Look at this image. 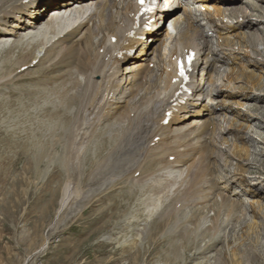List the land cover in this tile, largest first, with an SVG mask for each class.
Masks as SVG:
<instances>
[{
	"label": "bare ground",
	"instance_id": "6f19581e",
	"mask_svg": "<svg viewBox=\"0 0 264 264\" xmlns=\"http://www.w3.org/2000/svg\"><path fill=\"white\" fill-rule=\"evenodd\" d=\"M19 1L21 2L22 0H0V53L1 54L4 52H10L11 53V52L15 51L16 49L18 50L19 48L21 49L20 53H22L20 56H19V54L17 55V56H19V59L17 61L15 60V62L13 61V63L10 62L11 63V65L9 64L10 67L2 72V73L5 72L7 74L6 75L7 79H5L6 82L12 81V83H13V80L16 81L15 79H19V78L24 79L23 77H31L33 73H38L39 76H36L37 78L33 75L37 79L38 83L44 84L45 81H47V82L49 81V83L51 82V83H57V84L62 85L65 88V92L66 91L67 92L73 91L71 93V95H68L70 93H64V95L66 94L69 96L68 97L69 99H67L66 101L64 100L67 103V105H71V103L77 102L76 101L77 96H79L78 90L81 91V89H83V88H88L90 98L92 99L93 104L95 105L94 106L93 104H90V105H93L92 109H90V110H92L93 113L96 112V110H98L100 112V115L102 116V114H101L102 108L99 106L98 100L95 99V96L99 92H103L102 90L105 89V84H104L102 78L100 77L101 71H98L96 69V63L94 62V60L103 55V53H100V49L106 47V45H108L110 43V40L112 38L122 39L123 34L126 32L127 27H128V25L132 19L131 15L133 13V0H102L101 4L96 3V1H98V0H29L30 2H34L33 4L36 5L37 7L38 6H44V5H45V7L40 8L38 11L33 12L32 14L30 13L31 11L30 12H22L23 14H27L28 17H31L32 20L30 22H28L27 20H22L24 18L22 16H19V19L22 21H20L18 19V21H19L18 24L14 22L11 25L12 28L18 27L19 30L8 29L5 27L7 19L10 17L15 18V14L17 13L15 11V9H17V7L20 5L21 6L25 5V4H19ZM88 1H90L89 4L91 3V6H96V10H92L89 8L90 10H88L87 14L85 16L81 17V19H87V20L79 21V22L76 21V13L70 14L69 17H72V23H70L69 25H67L63 29L62 28V27H64V25H63L64 20L63 19H66L64 17L65 14L63 12H67L70 10V8L74 7V8H78V13L84 14L85 10L83 11L82 7L85 6L86 2H88ZM237 1H235V4L237 3ZM242 2H241L242 6H240V5H236L234 7L231 6V8H229V9L222 7L221 10H219L220 12H222V15L224 17H226L228 15L230 17V19H235V21H236L235 24L237 25V29H234L235 24H232L234 22L231 20H229L228 23L221 24V29H222L221 33L215 37L217 39V42H215L214 44L212 42V38H210L208 36L207 31L205 29H203V28L200 29L199 26L191 27L190 21L188 23H186L185 25H179L178 22H175L172 26L173 31L175 32L174 36H172L169 32L168 33L165 32L162 35V37H160V34H159L160 31L159 30L157 32H155L154 34H152V36H150V37L154 41L160 40V42L158 44V49L155 51L156 55L154 54V56L152 57V55L145 52L144 55L137 56L136 57L137 59L132 60L130 62V64H132L131 65V68L133 69L132 71L135 72L134 69H139L142 71H137V72L133 73L126 83H115L113 86L115 98H120V100L118 102L113 103V104L106 105L108 108V115L106 116L105 119L111 118L112 116L114 118V116L117 115L118 118L126 120L127 125H125L124 127L122 126V128H124V129L127 126V128H126L127 134L126 135H129V136H126V137H128L127 138L128 140L125 143L126 145L124 146V147H126L125 148L126 155H128V154H130V156L133 155L130 147H133V148H139L140 147L139 149H142V147L148 146V143L152 141L153 137L159 136L158 143L155 145L154 149H152L153 151H151V153H149L147 151L148 153L144 154L145 159H143V162L141 161L139 166H136V168L133 170L132 173L136 174V175L140 174V173H144V171L146 172L147 169L155 167V166H159V165L162 166L163 168L168 167L171 170L177 169L180 171L178 173H179L180 177H182V180L178 179V181H180V185L177 187V189H179L181 191L182 199L186 202V203L184 202L185 205L192 212L190 215V211H189L190 216H189L188 222L192 225L194 224V226H195V229L188 227L187 232L185 231L186 235L188 233L187 239L189 241L192 240V236H191L192 232L193 231L195 232L197 228H199V229L202 228V226H203V223L201 225V221L203 220L202 218L208 217L209 216L208 214L212 213L211 216L213 218H211L212 220L211 219L209 220L211 222V226L209 228H205L206 226L204 227L205 230H207L208 235L211 236L208 239L214 238L213 236H215V232L217 231V229H219V227H222L224 230V231L223 230L221 231L223 236L220 235V236H222L221 238L219 235H217V236H219V238H220L218 243H220L221 241L223 242L224 241L223 239L225 237H227L226 235H228V233L227 234L225 233V229H228L227 232L234 230L235 227L232 224L233 223L235 224V222H233V221L239 220V219L241 220L242 218L245 219L246 211H245L244 207H251V206H249L250 202H251L250 205H252L251 208H256L255 211H257V212L253 211V212H255V215L258 218L259 217L262 218V220L264 222V196H261L260 192H257L256 194H251V193L243 194V193L237 192V191L234 192V194L228 193L230 191L229 183L230 182L232 183L233 178H236L237 180H239L241 182H245V183L250 180L249 181L250 183H248V182H247L248 184L246 183L247 186H249V185L252 186L256 182H258V181L262 182L264 180V149L253 151L252 149H250V146H249L251 143L250 139L256 143H260V144L264 143V140H263L264 137H262V133H260V132L258 133V130L255 129V126L252 127L253 122L259 121V120L263 121V119H264V107L259 105L260 102H264V73H263V71H264V0H246V3H244L245 1L243 0ZM8 8H10V12L7 11ZM50 10L52 11V16L46 21V23H44L45 25H44V27H42L44 29L41 31V30H39V27H41L42 17H44L46 12H49ZM92 11H94V12H92ZM254 12H255V14H254ZM91 13H92V16H90ZM19 14L20 13H18L16 15L18 16ZM212 17H213V15L209 14V18H212ZM60 20H62V21H60ZM24 22L25 23L27 22V24L31 23L28 26V27H30V30L28 27L23 28L24 24H22V23H24ZM74 25H75V28L73 30L69 31V29ZM59 28L63 29V30H61L59 32V30H60ZM24 31H27V32H24ZM236 31H239V33L234 34V33H236ZM46 33H47V35H45ZM61 34H64V36L61 38H58ZM221 35H223V36H221ZM13 37H15V38H13ZM242 38H244L245 40H242ZM8 39H10V40H8ZM42 44H44V45H42ZM233 45L238 46L236 50H233V48H232ZM45 46H48V47L46 49H44ZM186 48H192L196 51L197 57L199 58V60L197 62L198 65H200L203 68H205L206 65L207 66L210 65L209 68L206 67L208 74L203 76V78H201L200 81H197L194 84V86H193L194 92L197 93L199 88L205 90L206 92H210L212 90H215L214 91L215 96H219L220 98H225V99L229 100V104L231 103V104H234L237 106H241V109H238V110L230 109L227 103L221 102V100H220L215 105H221V106H218L217 108H212L210 110V112H208V114L204 115V119L202 120L201 124L196 127L194 125V122H197V119L190 121V118L196 112L202 113V109H199L196 111L195 109L188 107L186 109V111H187V113H190L189 116L177 118L175 121H173L171 123V125L169 127H161L158 125V122H155L156 104H157L158 100H160L165 95L169 80L174 74L173 57H175L178 54V52H182ZM37 49H41V51H42V54H40L41 55L40 57H38V55H36ZM145 49H146V46H145ZM145 49L143 47V50H145ZM208 49H209V51H207ZM214 51H219L220 52L219 56H212V58L210 56L207 58V55L210 53H213ZM5 54H4V56H5ZM7 55H9V53H7ZM231 56L234 57L235 60L237 61V63H239V64L236 68H233L232 70L230 69V75L227 76L226 73H220V70H218L216 67L219 63H225L226 66H231V64L229 62V58ZM35 59H37L38 61L33 66H30V63ZM11 60H13V58L10 59L9 61H11ZM145 60H146V62H149L150 60H154L156 67L155 68H148V67H144L142 65H139L140 62L145 61ZM250 66H253L255 68L250 69ZM0 67L2 68V66H0ZM257 68H259V70L261 71L260 74L257 73V71H259ZM86 70L89 71L88 74L85 73ZM139 72H141V73H139ZM248 72L253 73V77L251 75H249ZM96 76H98V78H96ZM27 79H29V78H27ZM142 79H145L144 83L142 82ZM211 79H213V80H211ZM221 80L224 82V84L221 85V83H220V85H218L217 82L221 81ZM227 82H229V83L233 82L236 84L235 85H226L225 83H227ZM237 83L240 85H238ZM1 84H3V83H1ZM30 85H27V86H30ZM52 85H54V84H52ZM52 85L50 87H52ZM60 85H58V88L60 87ZM118 85H120L119 88H118ZM241 85H247L245 90L230 92V90H232V91L237 90L239 87H241ZM23 86H25V85H23ZM27 86H25V87H27ZM13 87L14 86H12V88ZM54 87H55V85H54ZM215 87H221L223 90L218 91V90H216ZM34 88H36V87H34ZM44 88H43V90H44ZM225 88H228V89L224 90ZM21 89H22V87H21ZM31 89H33V87H31ZM45 89L48 90L50 88H48V89L45 88ZM55 89H56V87H55ZM54 90L52 89V91H54ZM35 91H36V89H35ZM44 92H45V94H47L46 93L47 91L44 90ZM56 92H57V90H56ZM36 93H37V91H36ZM59 93L61 94V91ZM59 93H57V95H56L57 97H58ZM79 93H81V92H79ZM38 94H39V92H38ZM30 95H32V94L30 93ZM227 95L234 97L235 100L227 97ZM48 97H50V95ZM60 99H62V98H60ZM132 99L135 102H133L131 105V103H129L128 101L132 100ZM32 100H34V99H32ZM35 100H36V98H35ZM64 101H60L61 104ZM60 102H59V104H60ZM86 103H88V102L86 101ZM120 103L121 104L125 103V105L128 104L129 106L127 105L128 107L126 108V106L125 107L121 106ZM199 104L201 105L202 103L199 102ZM62 105H64V104H62ZM77 105H80V104L77 103ZM56 106H58V105H56ZM60 106L61 105H59V107ZM83 106H84V104H83ZM204 106H206V105H204ZM50 107H48V108H50ZM55 107H51V108L55 109ZM23 108H24V106H23ZM64 108H66V107H64ZM89 108H91V106L85 110L88 111ZM120 108L122 109L121 111L119 110ZM58 110H59V108H58ZM76 110H78V109H76ZM55 111H57V109H55ZM230 111L233 113V115L235 116L236 119L235 118L224 119L226 122L224 121L225 125H223V126H221L219 123L216 122V118L219 116V114L225 115L226 113L228 114V112H230ZM50 113L55 114V112H50ZM131 113L134 114L133 118H130ZM89 114H91V113H89ZM98 114L99 113H97V115ZM45 115L47 116L48 114H45ZM49 115H51V114H49ZM61 115L65 116L64 113ZM87 115H88V113H87ZM87 115L86 116L84 115V117H87ZM56 116L54 115L53 117H56ZM81 116H82V114H81ZM48 117H50V116H48ZM51 118H52V116H51ZM57 118H59V117H57ZM68 118H69V116H68ZM88 118H85V119H87L89 121V119H91L92 117L89 119ZM98 118H96V120ZM206 118H207V120H206ZM61 119H62V117H60V120ZM93 119H94V117H93ZM84 121H86V120H84ZM92 121H91V123H92ZM43 123H41V124H43ZM85 123H84V126L86 125ZM89 123H90V121H89ZM230 123H234L235 125L239 124V126H238L239 129L234 130V128L231 127V130H229ZM81 124L82 123H80L79 125H81ZM98 124H99V120H98ZM253 124L255 125V123H253ZM90 125H93V124H90ZM110 125H113V124H110ZM81 126H83V125H81ZM81 126H80V128H81ZM99 126L100 125H98V127ZM113 126H111V127H113ZM114 127H113V129H114ZM211 127H212V129L210 132L209 129ZM95 128H96V126H95ZM95 128H93V130ZM260 128H262V127H260ZM39 129H41V128H39ZM240 129H244V130H242L243 134H241L242 131ZM246 129H249L253 133H257V134H255L257 137H255V135H251L250 131L246 130ZM73 130H75V127H74V129L72 128V133H73ZM76 130H77V125H76ZM111 130L112 129H110V131ZM114 130H116V129H114ZM120 130L122 132V129H120ZM232 131H235V132L240 131V136L237 138L234 135L233 144H231V146L228 145V149L224 150V147H223V145L221 146V144H223V143L228 144L227 136L230 135L232 133ZM89 132H90V130H89ZM95 132H94V135H96ZM102 132H104V131H102ZM97 133L99 134L100 132H97ZM117 133H119V131ZM117 133L116 134L114 133L115 136L120 135ZM244 133H248V137H246L244 135ZM76 134H77V132H76ZM92 134H93V132H92ZM92 134H89V135H92ZM124 134H125V132H124ZM199 134H201L200 137L198 136ZM237 134H238V132H237ZM207 135H208V138L206 139ZM76 136H78V135H76ZM79 136H82V135H79ZM110 136H109V138H110ZM258 136L261 138V140L263 142L260 140V138H258ZM78 137H77V139L81 140ZM105 137H107V135ZM111 137L113 138L114 136H111ZM117 137H119V136H117ZM71 138H73V136ZM82 138H84V137L82 136ZM120 138L122 139L123 137L120 136ZM125 138H123V140ZM74 139H75V137H74ZM107 140H109V139H107ZM107 140L105 139V141H107ZM112 140H114V139H112ZM123 140H121V141H123ZM96 142H98V141H96ZM131 142H133V143H131ZM74 143L75 142H73V144ZM101 143H103V142H101ZM101 143H98V144H101ZM120 145H122V144H119V147H120ZM117 146L118 145H115V147H114L115 152H116L115 148ZM200 147L207 149V151L204 153L203 156H197V153L200 151V149H199ZM255 147H256V145H255ZM103 149H100V150L102 151ZM121 149H122V147H121ZM108 150H109V148H108ZM119 150H120V148H119ZM145 150H146V148H145ZM187 150H190L189 153L187 152ZM97 151H99V150H97ZM72 152H73V150H72ZM142 152H144V151H142ZM117 153H118V148H117ZM124 153H125V151H124ZM74 154H76L75 151H74ZM113 154H114V152L112 153V155ZM135 154L137 155V153H135ZM140 155H138V156H140ZM103 156H104V154H103ZM119 156H121V155H119ZM175 156H178L179 159L176 161L170 159V158L175 157ZM124 157H120L121 161H119L118 164L115 161L116 157H111L112 162L107 167L108 168L113 167V166L117 167V165L119 167H121L120 165L125 166L126 162L124 160ZM94 158H96V157H94ZM111 158H110V161H111ZM127 158H129V157H126V159ZM91 160H93V159H91ZM108 160L106 161L107 162L106 164L109 163ZM220 161L222 163H220ZM234 161H235V164H234ZM95 162H96V160H95ZM104 162H105V160H104ZM124 163H125V165H124ZM232 164H234L233 165L234 170L229 171V168H227V166H230ZM136 165H138V164H136ZM182 166H185V167H182ZM95 167H96V165H95ZM125 167H127V166H125ZM130 167L131 166H129V168ZM252 167L256 168L259 171H250L248 169V168H252ZM101 168H102V166H101ZM105 168H106V166H105ZM132 168H134V167H132ZM130 170H132V169H130ZM103 171H104V169H103ZM98 173H100V172H98ZM90 174L92 175V173H90ZM95 174L97 175V173H95ZM103 174L105 176H107V178L114 177L113 176L114 172L112 173L111 170H108V169L105 170V172H103ZM171 176H169V177H171ZM125 177H126V175H125ZM80 178L82 179V177H80ZM81 179H78V180H80V182L82 183ZM89 179L90 178L87 179L86 184H89L88 182H90V184L98 183V181L96 180L97 178L96 179L93 178V179H90V181H88ZM140 179H139V182L141 181ZM146 179H148V178L146 177ZM152 179H154V178L152 177ZM103 180H104V178H103ZM135 180H137V178H135ZM116 182H119V181H116ZM105 183H107V182H105ZM129 183H131V182H129ZM140 183H142V181ZM112 184L113 183H111V185ZM104 185L105 184H103V186ZM111 185L109 184V186H111ZM140 185H141L140 189L142 190V185H144V184H140ZM107 187H108V184H107ZM125 187H126V185L123 188H125ZM136 187H137V184H136ZM138 187H139V185H138ZM109 188L110 187H108V190H109ZM137 189H139V188H137ZM145 189H146V187H145ZM147 189H148V187H147ZM141 190H140V192H141ZM125 191H127V190H125ZM157 191L159 192V190H157ZM160 191H162V189H160ZM101 192H102V190H101ZM101 192L99 194H102ZM129 192H131V190ZM68 193H69L68 186L66 185L62 189V198H61V201L59 204V210H60V208H62L65 205V203L67 201ZM75 193H76V195L79 194L78 188H76ZM119 193H120L119 196H122L121 195L122 193L121 192H119ZM177 193H179V192H177ZM131 194H132V192H131ZM135 194H139V193H135ZM141 194H142V192H141ZM132 195H134V194H132ZM132 195H130V197L128 199H130V198L134 199V196H132ZM242 195L246 196L245 199L249 198L250 196L252 199H249V200H247V202H245V200L241 197ZM112 198H114V197H112ZM116 198H118V200H119V197H116ZM171 198L174 199L175 197L173 196ZM92 199H93V197H92ZM122 199H124V198H122ZM182 199H180V200H182ZM90 200H91V198L87 202L90 203ZM96 200H98V199H96ZM130 200H132V199H130ZM155 200H151L152 201V203H151L152 207H150V208L152 211L155 209L157 210L159 208L158 207L159 203L157 204V202H155ZM175 200H176V198H175ZM156 201H158V200H156ZM118 202H120V201H118ZM121 202H122V200H121ZM127 203H124V204H127ZM174 203L175 202H173V205H174ZM184 203H182V204H184ZM176 205H178V204H176ZM179 206L182 207L181 205H179ZM176 207L174 209H176ZM104 208H106V207H104ZM104 208H103V210H104ZM114 208H116V207H114ZM85 209H86V207H85ZM189 209H185V210H189ZM125 210H123V211H125ZM160 210H159V212H160ZM180 210L181 209H177L178 212H180ZM177 211H175V212H177ZM113 212H116V211L113 210ZM180 213H182V212H180ZM180 213H178V214H180ZM110 214H112V213H110ZM156 214H157V212H156ZM164 215H163L162 222L159 221V223L161 222L160 225H162V226H163V222L170 221L171 218L173 217L172 215H168V216H166V215L164 216ZM183 215H184V212H183ZM157 217H158V215H157ZM102 218H104V217H102ZM175 218H176V216H175ZM204 221H202V222H204ZM261 222L259 223V222L255 221L254 223H250L251 225L248 224L246 229H248V231L250 230L252 235H254V233H256V231H258L259 228L260 229L262 228ZM156 223H154V224H156ZM159 223H157V224H159ZM178 223L183 225V223H181V222H178ZM178 223H177V225H178ZM189 223H188V225H189ZM150 224H152V223H150ZM244 224L246 225V222H244L243 225ZM174 225L176 226V224H174ZM174 225H172V227ZM243 225L242 226L240 225L239 227L236 225V228L242 229ZM156 226H158V225H156ZM183 227H185V226H183ZM149 228H150V226H149ZM175 228H177V227H175ZM178 229H179V226H178L177 230ZM182 229H184V228H180V230H182ZM152 232H154V231H152ZM169 232L171 235L172 230L167 231V233H169ZM202 232L204 233L205 231H202ZM218 232H219V230H218ZM221 232H219V233H221ZM223 232L226 235H224ZM179 234H180V232H179ZM201 234H200V236H201ZM205 234H206V232H205ZM194 235L195 236L197 235L196 232L194 233ZM255 235L253 237L254 242L257 239V236H255ZM217 236H216V238H217ZM248 236H249V233H248ZM164 237H165V235H164ZM175 237L177 238V236H175ZM201 238H202V236H201ZM148 239H150V238H148ZM198 240H201V239H198ZM204 240H205V238H204ZM203 241H200V242H203ZM216 241H217V239H216ZM260 241H258V242L260 243ZM162 242H164V240ZM185 242H186V240H185ZM207 242H208L207 244H209L210 240ZM179 243L181 244V242H179ZM192 243H194V242H192ZM199 243L197 242V244H199ZM257 243L255 242V244H257ZM174 244H176V242ZM180 244L179 245L177 244V245L180 246ZM202 244L204 245V243H202ZM212 244H214V243H212ZM215 244H216V242H215ZM181 247H183V244ZM200 247H202V245H200ZM189 248H191V247H189ZM207 248L208 247H206L205 249H207ZM176 249H177L176 251H172V252H175V255L176 254L178 255L179 249L178 248H176ZM192 249L193 248L188 249V250L190 251ZM200 249L201 248L198 249L199 252H200ZM214 249H215V247H214ZM249 249H251V248H249ZM198 250H197V252H198ZM209 250H211V248ZM236 250L237 249H233V251L231 253L232 257L230 256L232 264H243L242 263L243 259L240 257L242 260H239L238 255L240 253L239 252L237 253ZM136 251H137V249H136ZM194 251L196 252V249H194ZM144 252H145V250H144ZM199 252H198V254H199ZM248 252H250V251H248ZM181 253L182 252H180L179 254H181ZM204 253L201 255H204ZM142 254H143V252H142ZM169 254L170 253H167L168 257H169ZM241 254L243 255L244 253H241ZM140 255H141V253H140ZM193 255H194V253H193ZM242 255H240V256H242ZM170 256H172V255L170 254ZM244 256L246 257L245 258L246 261L249 258V261H247V262L254 260L252 257H250L249 253L245 254ZM255 256H256V254H255ZM137 257H138V254H137ZM168 257H166V258H168ZM227 258L229 259V257H227ZM261 258L262 257H260V259ZM175 261H178V260L176 259ZM229 264H230V262H229ZM258 264H260V263H258Z\"/></svg>",
	"mask_w": 264,
	"mask_h": 264
},
{
	"label": "rangeland",
	"instance_id": "374dc122",
	"mask_svg": "<svg viewBox=\"0 0 264 264\" xmlns=\"http://www.w3.org/2000/svg\"><path fill=\"white\" fill-rule=\"evenodd\" d=\"M48 19L49 18L45 20V23ZM44 25L42 27H44ZM41 29L42 28L39 27V30ZM242 40H245V39L242 38ZM20 52H21V49L19 48L18 50L16 49L15 51L11 53L10 52H4L2 54L0 53V66H2V68L0 67V85L2 86V87L0 86V102H1L0 103V264H229V262L230 264H232V261H231L232 254L231 253L233 249H237L236 250L237 253L238 252L240 253L238 257H239V260L243 259L242 260L243 264H248V263L256 264L257 262L260 264H264L263 263L264 262V222L262 218L260 217L258 218L255 215V212L257 211H255L256 208H251L252 207V205H250L251 202L249 203V206L251 207H244L246 211L245 219L242 218L241 220L239 219V220L233 221L238 227L240 225L242 226L244 222H246V225L244 224L242 229L241 228L238 229L236 228V225L233 223L232 225L235 227L234 230L227 232L228 229H225V233L226 234L228 233V235H226L224 232L223 234L226 235L228 238L225 237L223 239L224 243L222 241L218 243L219 239L223 236L221 232L223 230L222 227H219V229H217L216 231L217 233L215 232V236H213L215 239L214 238L208 239L211 236L208 235L207 230H205V228H209L211 226V222L209 220L213 218L211 216L212 213H209L208 214L209 216L205 217L206 219L205 218H202L203 220L201 219L202 221L205 220L204 221L205 223L201 221V225L203 223L202 228L196 229L195 231L197 234L196 236L194 235L195 232L193 231L194 233L192 232V235H191L192 240L189 241L187 239L188 233L186 235V232L188 230V227L195 229V226L194 224L192 225L188 222L189 216L191 215L192 212L185 205L186 202L182 199L181 191L177 189V187L180 185V181H178V179L182 180V177H180L179 173L169 177L168 175H165V173L163 172L165 169H168V167L163 168L162 166L159 165V166L149 168L150 170L147 169L146 172L144 171L145 174L144 173H140L137 175L133 174L132 172L136 168V166H139L141 161L143 162V159H145L144 154L148 153L147 152L148 146L142 147V149H139L140 148L139 146H138L139 148L130 147L133 155L132 156H130V154L126 155V150H125L126 147L124 146L126 145L125 143L128 140L127 139L128 137L126 136H129V135H126L127 126L125 127V129L122 128V126L124 127L125 125H127L126 120L118 118V116L115 115L114 118L112 119L108 118L110 120L105 119L106 120L105 121L104 118L100 115V112L98 110H96V112L93 113V111L90 109H92L94 104H93L92 99L90 98L88 88H83L81 89V91L78 90L79 96H77V100H76L77 102H73L71 103V105H67L65 101L69 99L68 95H71L73 91L65 92V88L62 85L57 84V83H51V82L49 83V81L48 82L45 81L44 84L46 87L43 86L42 83L37 82L36 76H39L38 73H33L31 77H23L24 79H20V78L15 79L16 81L13 80V83L12 81L6 82L5 79H7V76H6L7 74L5 72H4L5 74L2 72L8 69L11 63H13V61L15 62V60L17 61L19 59V56L22 54ZM7 53H9V55H7ZM41 53H42L41 49H37L36 55H38V57L41 56L40 55ZM18 54L19 56H17ZM8 57L10 59L13 58V60L9 61L10 59ZM248 73L249 75L253 77V73H250V72ZM257 73L260 74L261 71H257ZM27 78H29V80H32V82L28 81ZM52 84L55 85L56 89L54 85ZM11 85L14 87L12 88ZM23 85L25 86L30 85V86L25 87ZM51 85L52 87H50ZM58 85L62 87L58 88ZM246 86L247 85H241V87H239L237 90L239 91L245 90ZM31 87H33V89H31ZM44 87L47 89L48 88L50 89L46 90ZM4 88L8 90L3 92L2 89ZM43 88L45 91H47L46 92L47 94H45ZM52 89L53 90L55 89V90L52 91ZM226 89L228 88H225L224 90ZM237 90H234V91L230 90V92H235ZM60 91H61V94L59 93ZM79 92H81L82 94ZM30 93L32 95H30ZM57 93L60 94V95L58 94V97L56 96ZM64 93H70V94L64 95ZM49 95L50 97H48ZM59 97L62 99L65 97L66 99L64 98L62 100ZM227 97L235 100L234 97H231L228 95ZM58 101L59 102L64 101L62 102V104L64 105H62L61 102L59 104ZM86 101L88 103H86ZM128 102L131 103L132 105V103L135 101H133L132 99V100H129ZM77 103L80 105H77ZM90 104H93V105H90ZM59 105L61 106L59 107ZM127 105L123 103L122 106L124 107L126 106L127 108L129 106ZM259 105L264 107V102H260ZM50 106L51 107L56 106L55 109H57V111H55V109L51 108ZM63 106L66 108H64ZM90 106L91 108L88 109L89 112L85 110ZM48 107H50L51 109ZM119 110L121 111L122 109L120 108ZM50 112H55V114H52ZM86 112L88 113V115ZM63 113L65 114V116L61 115ZM97 113L99 114L97 115ZM45 114H48V115L46 116ZM54 115L55 116L57 115V116L53 117ZM67 115L69 116V118ZM84 115L85 116L87 115V117H84ZM60 117H62L61 120H60ZM88 117L89 118L92 117V118L89 119ZM95 117L96 118L99 117V118L96 120ZM85 118H88L90 123ZM83 119L86 121H84ZM98 120H99V124H98ZM80 123H82L81 125L83 126L79 125ZM84 123L87 126L86 125L84 126ZM253 123H255V125ZM253 123H252V127L255 126V129L258 130V133L259 132L262 133V137H264V127H263L264 119L263 121L259 120ZM90 124H93V125H90ZM110 124H113L115 127ZM223 124L224 122H221V125ZM76 125H77V130H76ZM94 125L96 126V128ZM98 125L100 126L98 127ZM111 126H113L114 129L116 130H114L113 127ZM238 126L239 124L235 125L234 123H230L229 130H231V127L234 128V130L239 129ZM259 126L262 128H260ZM74 127L76 131L73 130V133H72V128L74 129ZM92 127L95 128L94 130L96 132L93 130ZM88 129L90 130V132ZM110 129H112L113 131L112 130L110 131ZM120 129H122V132ZM240 130L242 131L244 129H240ZM246 130H249V129H246ZM91 131L93 132V134ZM102 131H104L105 133ZM118 131L119 133H117ZM94 132L96 135H94ZM97 132H100L99 133L100 135ZM237 132L232 131L233 134H230V136L232 135V138H230V140L228 139V144L226 145V147H224V150L228 149V145L231 146V144H233L234 135L237 138L240 136V131H237ZM114 133L115 134L117 133L120 135L115 136ZM250 133L251 135L257 134L251 131ZM75 134L78 136L82 135L84 138H82V136L78 137ZM89 134H92L94 137ZM241 134H243V131L241 132ZM106 135L108 138L105 137ZM108 135L109 136L111 135L114 137L112 138L110 136L109 138ZM244 135L248 137V133H244ZM72 136L73 138H71ZM120 136L123 138L125 137L126 138L123 140V138L121 139ZM77 137L80 138L81 140H78ZM255 137L257 136L255 135ZM119 138L123 140L124 142L121 141ZM258 138L260 137L258 136ZM105 139L106 140L109 139V140L105 141ZM110 139L111 140L114 139V140L111 141ZM73 142L75 143L73 144ZM250 142L251 143L249 146H250V149H252L253 151L264 149V143L263 144L256 143V142H253L251 139H250ZM98 143H101L102 145ZM119 144H122V145H120L119 147ZM115 145H118L115 148L116 152L114 151ZM117 148H118V153H117ZM119 148L121 151L123 149L124 150L121 152ZM100 149H103L102 150L103 152ZM74 151L76 154H74ZM113 152L114 154L112 155ZM135 153H137V155ZM117 155L118 156L121 155V156L118 157ZM110 156L116 157L115 161L117 162V164L119 163V161H121L120 157H124V160L126 162V165L125 163L124 165L127 167L123 165H120L121 167H119L117 165V167L113 166V167L108 168L107 166L111 164L112 162V158ZM102 157L103 158L105 157V158L103 159ZM109 157L111 158V161ZM126 157H129V158L126 159ZM107 160L109 162L108 164H106ZM220 163L222 162L220 161ZM234 164H235V161H234ZM234 164L227 166V168H229V171L234 170V166H233ZM129 166L131 167L129 168ZM107 169L111 170L112 173L114 172V175H113L114 177L107 178V176L103 174V172H105V170ZM248 169H252L253 171L257 170L254 167L248 168ZM94 172L97 173L98 176ZM90 173H92V175ZM80 177H82V179ZM146 177L148 179H146ZM152 177L154 179H152ZM88 178L90 179L97 178L96 180L98 181V183L90 184V182H88L91 185L90 186L89 184H86ZM135 178H137V180H135ZM78 179H81L82 183ZM90 179L88 181H90ZM139 179L142 181V183H140L141 181L139 182ZM116 181H119V182H116ZM111 183L113 184L115 183V184L111 185ZM103 184L105 185L103 186ZM107 184H108V187H110L109 190H108ZM109 184L111 186H109ZM136 184H137V187H136ZM140 184H144L142 185V190L140 189L141 187ZM66 185L68 186V191H69L68 196H67V201L65 205L59 210V204L62 198V189ZM125 185L126 187L123 188ZM76 188H78L80 195L79 194L76 195L75 193ZM160 189H162V191H160ZM130 190L132 194L134 195H132L131 192H129ZM140 190L143 195L141 194ZM157 190H159L160 193ZM100 192L102 194H99ZM119 192L122 193L121 194L122 196H119L120 195ZM135 193H139V194H135ZM130 195L134 196V199L130 198L133 201L128 199ZM173 196L176 198V200L175 198L174 199L171 198ZM112 197H114L115 199ZM116 197H119V200ZM121 197L124 199H122ZM90 198L91 200L89 203L87 201H89ZM155 199L158 201H156ZM151 200H155L157 204L159 203L158 204L159 208L157 210L156 209L153 211L151 210L150 208L152 207ZM173 202H175L174 205H173ZM124 203H127V204H124ZM179 205H181L182 207H180ZM174 206L175 207L177 206L176 209H174L175 208ZM122 209L123 210L126 209V210L123 211ZM160 209L164 211L162 212ZM177 209H181L180 212L182 213L178 212L179 210L177 211ZM185 209H189V210H185ZM113 210L116 212H113ZM189 211H190V215H189ZM183 212H184V215H183ZM178 213H180L181 215ZM164 214L166 216L172 215L173 217L171 218L170 221L163 222V226H162L160 225V223L162 222ZM159 221L161 222L159 223ZM255 221L259 223L262 221L261 222L262 230L259 228V230L256 231V233H254V235L256 234L255 236H257V239L255 240V242L257 243L258 241L261 240L260 243L258 242L257 244H255L254 242V238H253L254 235H252L250 230L248 231V229H246L248 224L254 223ZM153 222L154 223L157 222L159 224L157 223L154 224ZM176 222L177 223L181 222L183 223V225L179 223L177 225ZM174 224H176V226ZM172 225L174 226L172 227ZM178 226H179V229L177 230ZM180 228H184V229L186 228V229L180 230ZM169 230L170 231L172 230L171 235H170V232L167 233V231ZM218 230L221 233H219ZM173 231L174 232L176 231L177 233L176 232L174 233ZM178 231L180 232V234ZM202 231H205L206 234L205 232L203 233ZM198 232L200 234L202 233L201 234L202 238ZM248 233H249V236H248ZM163 234L165 235V237ZM217 235L219 236L222 235V236H220L219 238V236ZM175 236H177V238ZM198 239H201V240H198ZM163 240L164 242H162ZM209 240L210 242L209 244H207L208 243L207 241ZM200 241H203V242H200ZM175 242L176 244H174ZM179 242H181V244ZM197 242L198 243L200 242V243L197 244ZM211 242L214 244H212ZM215 242L217 245L215 244ZM202 243H204V245ZM177 244L178 245L180 244V246H178ZM182 244H183V247H181ZM200 245H202V247H200ZM212 245L213 246L215 245L214 246L215 249ZM205 246L208 248L205 249L206 248ZM189 247L193 249L189 251L188 249H191ZM176 248L179 249L178 255L177 254L175 255V252H172V251H176L177 250ZM199 248H201L200 249L201 253L198 250ZM210 248L211 250H209ZM194 249H196V252L194 251ZM248 251L254 254L252 255ZM139 252L141 253V255ZM180 252H182L181 253L182 255L179 254ZM167 253H170L172 256H170L169 254V257H168ZM203 253L204 255H201ZM241 253H244V254L242 255ZM247 253H249L250 257L254 259V260L252 259L253 261L247 262L249 261V258L246 261L245 259L246 257L244 255ZM137 254H138V257H137ZM240 255H242L243 257ZM227 257H229V259ZM260 257L262 258L260 259ZM176 259L178 261H175Z\"/></svg>",
	"mask_w": 264,
	"mask_h": 264
},
{
	"label": "snow or ice",
	"instance_id": "6c2138e0",
	"mask_svg": "<svg viewBox=\"0 0 264 264\" xmlns=\"http://www.w3.org/2000/svg\"><path fill=\"white\" fill-rule=\"evenodd\" d=\"M145 2H146V0H138V3L141 5V6H143L144 4H145ZM147 10H151L150 8L149 9H147ZM179 74L181 75V76H184V71H183V68H182V66L180 67V72H179Z\"/></svg>",
	"mask_w": 264,
	"mask_h": 264
}]
</instances>
